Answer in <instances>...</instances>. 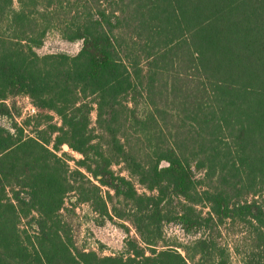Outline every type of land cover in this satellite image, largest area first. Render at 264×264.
Wrapping results in <instances>:
<instances>
[{"label": "trees", "instance_id": "1", "mask_svg": "<svg viewBox=\"0 0 264 264\" xmlns=\"http://www.w3.org/2000/svg\"><path fill=\"white\" fill-rule=\"evenodd\" d=\"M123 8L137 37L125 50L129 65L113 32L122 19L104 12L66 34L81 42L75 55H49L56 60L44 65L35 49L52 27L45 5L0 0V120H9L0 124V264H228L218 241L226 223L247 230L244 264H264V0H126ZM160 61L182 67L171 93H181L185 115L168 135L149 103ZM17 94L36 108L21 122ZM81 94L91 96L82 111L72 98ZM92 104L104 142L91 134ZM123 107L129 121L120 123ZM64 144L80 155L73 169ZM119 162L151 193L117 173ZM72 198L97 224L122 220L136 236L110 255L75 246L62 213ZM167 223L193 238L169 246Z\"/></svg>", "mask_w": 264, "mask_h": 264}, {"label": "rangeland", "instance_id": "2", "mask_svg": "<svg viewBox=\"0 0 264 264\" xmlns=\"http://www.w3.org/2000/svg\"><path fill=\"white\" fill-rule=\"evenodd\" d=\"M39 1H41L45 5L46 11L50 13L49 15L51 17L52 23V27L46 33L41 46L37 47L36 49L34 48L38 56L42 57L40 60L41 64L49 65L52 62L51 60H56L55 57H47L49 55L52 56L58 53H65L69 56L75 55L80 48L81 42H71L66 40V34L70 33L76 26L89 24V19L99 18V13L104 12L105 14H108L110 16L111 14H114L119 17V19H122L120 24H118L117 27L113 28V32L116 33L118 43H120L122 47V51H120L118 48V50L120 51V55L129 65L130 59L125 58V50L130 45V43H132V40L137 37L134 34L133 21H131V19L129 18L126 9L123 8V4L126 2V0H122V2H116L114 0ZM12 5L14 8H19L22 5V0H12ZM125 16L126 18L125 20H123ZM99 27L103 30H108V25L106 23L100 25ZM134 56H136V53H134L130 57L132 58ZM138 62L140 64V67H142V72L147 73L149 68L148 59L140 57L138 58ZM158 66L164 67L159 70V73H157L156 75V79H154L153 82L151 81L148 83V85L151 84L150 88L153 96L152 100H149V103H152L151 119H153L154 122H157V125L162 128L163 134L168 135L169 132L167 131V129L171 130V127H174L178 120L182 118L183 115H185L182 111V106H180L182 97H180L179 95L181 93L177 92V96L171 93V90H173L171 89L173 87V77L171 75H173V72L175 70H179L178 73L182 72V67H178V69H176V63L169 64L168 61H160ZM72 98H75V106L80 108V111L84 110L85 104L91 100V96H86L84 94L77 95L76 97ZM14 99L16 102L15 104L17 111L20 115H17V121H23L28 115V112L30 114H33L31 111L32 102L30 98H28L25 94H17ZM136 101V97L133 96L132 101H128L127 105L125 106L133 107V102ZM92 106L93 109L91 110L89 120V126L90 128H93L91 134L92 136H94L95 141L104 142L106 140V135L105 132L99 129L95 123L96 105L92 104ZM142 106L143 105H140L138 107V110L140 112L145 110ZM51 114H53L52 122L58 123V116H56L54 112H52ZM126 117H128L127 109L126 107H123V113L119 117V122H125L126 120L123 119H125ZM187 122L190 123V121L188 120ZM0 124L6 126L9 124V120L1 119ZM166 124L168 126H166ZM149 125L153 129L151 133H154V123L150 121ZM27 128L30 129L31 127ZM132 131L133 130H129L128 132V135H130V139H134L136 137L134 132L131 133ZM62 153H65L63 157L67 160L69 167L73 169L76 166L75 160L79 159L80 155L77 152L71 150L65 144L61 148L60 154ZM113 169L117 173L125 175L128 174L125 165L122 162L113 164ZM127 176L134 183L139 193H151L150 190L139 184V182H137L134 177H131L129 175ZM204 187L206 186L204 185L203 188ZM73 200L74 199L72 198L70 202L68 200L66 201L65 208L62 213L68 224L69 232L75 246L94 250L101 255H110L121 250L124 240L125 238H127V236H136L132 225L122 220L115 219L113 221H106L102 225L97 224V216L93 213L90 206L86 203L73 204L71 203ZM197 209L204 210L205 212L207 211V207L203 208L200 205L197 206ZM164 232L166 236V242L170 244L169 246L171 247H173V244L186 243L188 240L193 238L192 236L185 234L180 229V227L174 223H167L164 226ZM246 235L247 230L244 225L238 223H226L225 225H223L221 233L218 237V241L221 245L226 247L228 264H244V258L246 256L248 244V240L247 238H245Z\"/></svg>", "mask_w": 264, "mask_h": 264}, {"label": "built area", "instance_id": "3", "mask_svg": "<svg viewBox=\"0 0 264 264\" xmlns=\"http://www.w3.org/2000/svg\"><path fill=\"white\" fill-rule=\"evenodd\" d=\"M28 97V96H27ZM29 98V97H28ZM31 111H32V113H35L36 112V108H35V106L32 104V106H31ZM28 115H30V113L28 112Z\"/></svg>", "mask_w": 264, "mask_h": 264}]
</instances>
